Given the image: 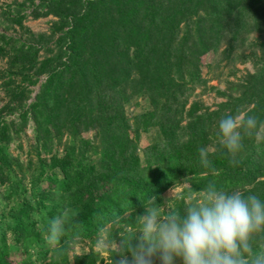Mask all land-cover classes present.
I'll return each mask as SVG.
<instances>
[{
  "label": "trees",
  "instance_id": "16d2710c",
  "mask_svg": "<svg viewBox=\"0 0 264 264\" xmlns=\"http://www.w3.org/2000/svg\"><path fill=\"white\" fill-rule=\"evenodd\" d=\"M223 3L225 20L236 11V18H253L256 24L264 21V0H248L247 7L235 0H41L45 14L58 17L56 26H66L68 30L54 40L49 53L56 52L39 71L40 75H48L46 82L23 114L31 113L37 141L44 139L45 146L53 137L65 134L73 141L61 155L51 154L49 160H41V174L44 167L60 174L61 180L52 182L55 187L48 189L59 190V194L55 193L57 202L45 207L46 215L36 221L31 220L32 208L28 205L19 211L20 218H11L5 227L10 226L14 232L12 243L6 236L0 240V264H9L13 251L22 252L24 261L34 264L28 249L40 242L35 254H49V244L43 243L47 238L45 227L57 215L65 218V233L47 260L45 254L44 264H96L93 254H75L70 263V240L96 236L105 225L130 210H135L130 218L120 222L133 223V218L143 215L147 199L155 197L161 204L160 193L168 187L166 184L188 176L199 180L201 188L212 181L264 199V136L257 141L264 122V63L242 83H229L227 93H219L228 99L219 110L211 113L203 105H191L183 128L186 139L181 141L174 135L179 122L160 121L166 141L145 148L143 158L137 152L144 128L137 123L139 117H134L136 122L132 124L130 118L116 110L120 107L117 101L123 98L119 85L127 83L133 85L131 91L150 98V104L157 109L179 105L191 85L203 80L202 56L222 38L214 20ZM240 26L247 29L245 22ZM7 43L3 41L1 45ZM261 46L264 52V44ZM29 49L22 51L30 54ZM31 56L33 64L36 53ZM21 57L25 62L26 56ZM20 72L12 71L9 77L19 76ZM234 90L239 97L232 96ZM14 100L6 106L18 107ZM251 105L247 114L256 116L260 123L253 135L245 136L244 150L232 162L219 145L218 121L222 116L243 113ZM201 110L204 113H199ZM92 131L94 139L82 137ZM201 147L209 149L211 169L199 163ZM94 155L97 157L92 160ZM167 171L171 172L163 176ZM245 186L250 188L243 189ZM50 193L41 191L38 196L43 198L37 200L51 199ZM16 207V203L10 206ZM153 257L162 264L158 252Z\"/></svg>",
  "mask_w": 264,
  "mask_h": 264
},
{
  "label": "rangeland",
  "instance_id": "374dc122",
  "mask_svg": "<svg viewBox=\"0 0 264 264\" xmlns=\"http://www.w3.org/2000/svg\"><path fill=\"white\" fill-rule=\"evenodd\" d=\"M247 1L235 0L243 7H247L245 5ZM40 3L41 0H0V48L2 49H0V240L6 236L8 243H12L11 238L14 232L10 226L7 229L5 226L9 224L13 216L21 217L19 211L22 207L28 205L32 208L31 220L36 221L38 217L46 215L45 207L57 202L55 193L59 190L48 189L55 187L52 182L61 180L60 174H54V170L51 171L46 167L41 174V160H49L51 154L61 155L64 150H68L73 141L69 134H65L60 138L53 137L51 144L48 143L45 146L44 139L37 141L36 125L30 116L31 113L23 114L35 102L36 96L41 91V85L46 82L48 75H40L39 71L44 66L45 61L56 52L49 53L54 47V40L68 30L66 26V28L60 27L59 29L56 24L59 23L60 19L54 15H46V8L40 7ZM218 8L217 20H214V24L219 28V35H222V38L210 53L202 56L201 77L203 80L191 85V90L179 100V105L157 109L150 104V98H145L144 95L131 91L132 84L119 85L123 98L117 101L116 104L120 107H117L116 110L119 109L122 115L130 118L132 124L136 122L134 117L138 116L137 123H140V127H144L138 140L137 152L141 158L144 157L145 148L166 141L164 139L165 132L159 125L160 121L179 122L178 130L174 131V135L181 141L186 139L183 128L187 125L188 119L186 117L191 105L198 103L211 113L219 110L220 105L228 100L226 97L220 96L219 93L226 92L229 83H242L247 75L255 74L262 67L264 52L261 45L264 44V21L256 24L253 18H251L252 21L249 17L236 18V11L232 12L229 20H225V3ZM242 22L247 24L246 30L240 26ZM184 30L183 26L182 32ZM3 41L8 43L1 45ZM22 48H30V54L24 53ZM55 50H57L56 47ZM34 53H36V59L32 64L31 55ZM22 55L26 56L25 62H21L23 60ZM65 58L62 56L63 60ZM55 64L56 62L53 63V65ZM12 71L21 72L19 76L10 78L9 74ZM9 80L12 81L8 87L7 82ZM13 90L16 91L13 92ZM232 96L239 97V94L234 90ZM13 99H16L14 101L18 107L8 108L6 105ZM252 108L253 105L243 113H248ZM199 113H204V111L201 110ZM263 136L264 122L260 126L257 141ZM82 137L92 140L95 137V132L83 134ZM131 137H135L133 133H131ZM209 139L212 140L213 136L210 135ZM96 157V155L92 156V160ZM164 162H161L160 165H163ZM170 172L167 171L163 176ZM193 179V177L188 176L167 183L166 185L169 184L168 187L160 193L162 201L160 205L166 207L169 202L174 210L182 211L189 204L187 199H180L187 192L183 185H191L193 189L201 188L200 181ZM248 188L250 186H245L243 189ZM41 191H51L50 194L53 196L51 199L40 202L37 199L43 198L38 196ZM173 193L177 199L171 201ZM13 203L17 204L16 208H10ZM38 203L44 205L43 210V206L41 204L39 206ZM134 211H127L120 219H113L98 231L96 236L78 237V239L70 240L67 253L69 262L72 263V256L75 254H93L92 256L96 258V264H120V256L117 255L120 247L122 245L128 247L131 239L130 243L133 247L139 243L140 233H135L139 227L137 217L133 218V223L120 222V220L129 219L130 214ZM22 239L23 237L20 238L19 244H21ZM98 241H105L108 247L98 246ZM44 242L49 244L47 238L43 239ZM39 244L28 249V254L32 256L34 264H44L54 251L52 250L53 245L49 244L51 248H49V254L40 251L35 254ZM45 254L47 255L46 260ZM125 256L127 257V264H132L131 256ZM8 262L9 264H30L28 260L24 261V256L19 251H13ZM150 264H160V260L152 256L150 257ZM174 264H182V261L178 260Z\"/></svg>",
  "mask_w": 264,
  "mask_h": 264
},
{
  "label": "clouds",
  "instance_id": "9594fccd",
  "mask_svg": "<svg viewBox=\"0 0 264 264\" xmlns=\"http://www.w3.org/2000/svg\"><path fill=\"white\" fill-rule=\"evenodd\" d=\"M260 121L254 115L239 113L222 116L218 121L219 145L232 158L244 150L245 136L257 130ZM199 163L211 169L209 149L199 148ZM188 206L174 210L156 198L143 203L144 213L137 216L139 243L133 247L129 241L117 251L120 264H127L125 253L132 264H150V257L160 254L162 264H264V199L255 193H241L209 181L200 189L183 185ZM177 199L173 193V200ZM65 233L62 215L49 220L45 227L48 243L56 246ZM134 233V234H135ZM78 239V237H77ZM98 246L108 247L105 241Z\"/></svg>",
  "mask_w": 264,
  "mask_h": 264
}]
</instances>
